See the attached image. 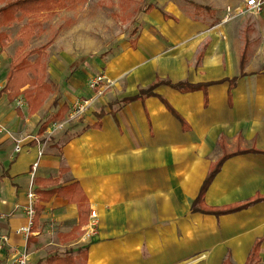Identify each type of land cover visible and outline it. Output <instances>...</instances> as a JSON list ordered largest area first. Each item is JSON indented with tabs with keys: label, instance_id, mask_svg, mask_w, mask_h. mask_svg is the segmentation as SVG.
Masks as SVG:
<instances>
[{
	"label": "crops",
	"instance_id": "crops-1",
	"mask_svg": "<svg viewBox=\"0 0 264 264\" xmlns=\"http://www.w3.org/2000/svg\"><path fill=\"white\" fill-rule=\"evenodd\" d=\"M246 1L146 0L130 35L109 38L116 43L108 53L53 52L80 36L65 28L44 59L48 98L28 101L29 85L15 97L0 92V231L8 237L0 238V264H13L19 251H27V264H40L87 246V260L76 264H264V9L242 12ZM83 2L57 7L51 22L67 16L61 24L68 23ZM31 20L44 24L19 17L0 29L3 87ZM83 26L79 40L90 41ZM37 35L29 43L50 42L51 34ZM97 73L112 87L56 128L78 99L92 96ZM158 81L203 86L160 83L142 93ZM218 163L204 204L235 210L193 211ZM31 183L42 210L25 237L16 230L28 223ZM60 186L67 188L51 192ZM92 209L98 232L85 240Z\"/></svg>",
	"mask_w": 264,
	"mask_h": 264
},
{
	"label": "trees",
	"instance_id": "trees-1",
	"mask_svg": "<svg viewBox=\"0 0 264 264\" xmlns=\"http://www.w3.org/2000/svg\"><path fill=\"white\" fill-rule=\"evenodd\" d=\"M1 2H4V4L0 7V29L3 26H6L12 22H14L17 18L22 17H39L44 12H50L52 10H55L59 6H63L66 3H73L78 4L79 2H82L83 0H0ZM198 9H207L206 7L197 6ZM37 23H34L32 20L28 21L22 28L21 32L24 36V42L22 47L19 48V55L17 58H15L10 66V71L8 73V79L7 84L3 88L2 91H6L11 95V97L18 96L20 94V91L23 87L29 85L30 89H27L24 94L25 96L28 95L27 100L30 102L38 101V104L44 100V97L42 95V91L44 87L47 85L46 83V77H47V65L44 62L43 53L41 50L37 49H27V46L29 44V40L34 35V26H36ZM36 54V58L34 61H31L30 57ZM160 83H164L167 85H170L176 89L187 91V90H195L198 88H201L203 85L201 84H191L188 82H179V83H172L170 81H158L154 83L150 89L144 90L143 94H150L152 88L157 86ZM139 96L127 98L124 100V103L129 102L135 98H138ZM37 104V106H38ZM101 115L99 114V117ZM96 126H99V122L95 124ZM221 163H218V165L213 169L209 177L207 178L200 196L193 202L192 210L193 211H207V212H214L216 214H220L223 212H228L235 210V208L232 209H217L213 207H207L204 204V193L211 182L213 176L216 174V172L219 170ZM52 183H55L56 180H52ZM76 187V185H74ZM67 187H57L51 190V192H62V189L66 190ZM72 199L73 198H69ZM82 216L86 214L87 207L84 205V203L79 202ZM36 215H35V221L36 217L39 216L41 213L42 207L38 206L36 203ZM87 252H88V246L80 249L77 255L74 254V252L68 251L64 255L60 254H53L50 257L46 259L45 262H42L40 264H76L77 258L83 259L85 262L87 260ZM254 256H256V251L254 253Z\"/></svg>",
	"mask_w": 264,
	"mask_h": 264
},
{
	"label": "rangeland",
	"instance_id": "rangeland-1",
	"mask_svg": "<svg viewBox=\"0 0 264 264\" xmlns=\"http://www.w3.org/2000/svg\"><path fill=\"white\" fill-rule=\"evenodd\" d=\"M145 3L146 0H84L83 3H81L79 6H75L74 9H72L74 12L72 16H69L70 20H68V23L65 22L61 24L62 19H66L67 17L61 16L60 20L53 24V22H51L52 15L49 16L50 13L55 12V10H52L50 12H44L45 14L40 16V18L43 19L44 24H41L40 26H34V31L38 33V37L42 33L51 34V37H49L50 41L55 34L58 35L65 28H71L72 26L74 29L78 28L79 32H77V34H80V36L75 34L70 35L67 41L58 42L57 46L52 47L53 52L66 49L70 52L75 51L78 53H108L106 50L116 43L114 42V39L109 40V38H116L119 34L130 35L131 29L136 25L134 19H137L139 22V18L136 17H139L142 14V10L140 8L144 6ZM58 13H62V11ZM82 23L84 24V32L86 29L89 31L88 35L90 41L81 42L79 40L80 37L85 38V36H83L85 33L82 34L83 30L80 32ZM44 39L45 38H42V40ZM53 43L54 42L52 41L49 43L48 41L47 43H44V41H34L33 43H29L27 48L32 47L37 50H41L45 59L48 54V48ZM18 44L23 45L21 36L17 38L15 47ZM15 47L14 51L16 49ZM35 58L36 54L30 57L31 61H34ZM46 78L47 85L42 91L44 100L48 98L53 92V87L49 81L48 74ZM25 97H28V95ZM75 120H72L69 123H72Z\"/></svg>",
	"mask_w": 264,
	"mask_h": 264
},
{
	"label": "built area",
	"instance_id": "built-area-1",
	"mask_svg": "<svg viewBox=\"0 0 264 264\" xmlns=\"http://www.w3.org/2000/svg\"><path fill=\"white\" fill-rule=\"evenodd\" d=\"M264 9V0H247L245 8L242 12L258 14L261 13ZM231 12V9H228ZM1 63V60H0ZM113 83L111 80L107 78L104 73H97L92 76L89 80V88L92 91V96L84 97L78 99L73 105L70 113L68 114L67 119L63 122L55 123L54 126L56 128L64 127L68 122L78 119L85 115L87 111L92 107V105L102 97L111 87ZM3 85L0 83V92L3 90ZM21 141L16 145V151L20 152ZM38 163L33 164V171L36 170ZM29 202L26 207V215L28 218V223L25 226L20 227L16 230L17 234L25 235V237H29L32 234L33 226L35 223V215H36V193L33 188V183H31L30 191L28 194ZM99 227V215L96 210L92 209L90 211L89 220L85 229V233L83 235V239L90 240L91 237L97 234ZM0 238L3 239V242L8 241V237L3 235L0 231ZM28 262V253L27 251H19L16 254V257L13 261V264H27Z\"/></svg>",
	"mask_w": 264,
	"mask_h": 264
}]
</instances>
